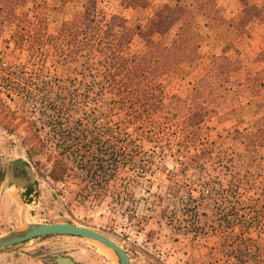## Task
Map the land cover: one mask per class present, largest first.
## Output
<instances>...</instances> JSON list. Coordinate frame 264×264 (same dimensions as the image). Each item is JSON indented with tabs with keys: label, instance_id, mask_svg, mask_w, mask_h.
Instances as JSON below:
<instances>
[{
	"label": "rangeland",
	"instance_id": "obj_1",
	"mask_svg": "<svg viewBox=\"0 0 264 264\" xmlns=\"http://www.w3.org/2000/svg\"><path fill=\"white\" fill-rule=\"evenodd\" d=\"M261 4L7 1L0 12V235L64 221L108 236L130 264H221L257 254L264 264V18L253 16ZM164 5L193 13L172 52L192 49L195 59L164 73L153 63L129 80L130 58L157 48ZM112 16L122 20L108 36L114 85L104 90L96 39L92 68L81 56L89 45L71 52ZM175 29L164 33L163 46ZM206 74L212 84L233 80L214 102L199 82ZM175 97L188 101L182 113ZM186 134L194 139L186 143ZM13 159L25 162L16 181L7 165ZM52 253L75 264H116L97 242L63 234L6 246L0 264H55Z\"/></svg>",
	"mask_w": 264,
	"mask_h": 264
},
{
	"label": "trees",
	"instance_id": "obj_2",
	"mask_svg": "<svg viewBox=\"0 0 264 264\" xmlns=\"http://www.w3.org/2000/svg\"><path fill=\"white\" fill-rule=\"evenodd\" d=\"M7 1L10 0H0V12H2V10L6 7L7 5ZM8 13V12H6ZM193 13L190 12L189 9L183 10V11H179L177 9H174L172 6L170 5H164V11L162 14H160V18H159V22L156 25L154 31L155 33L158 34V38H157V48L154 49L153 51H147L144 52L139 58L135 59V57L130 58V62H133V64H131L132 66H134V71L132 72H127V74L130 76L129 80L131 79H135L136 77L139 76V74L141 72H143L146 68L150 67L152 68V64L154 63L155 65L153 66L154 68L158 69V72L160 73H164L170 66L172 65H176L179 62H186L188 64L192 63L193 59H195V51L190 49V50H185L183 52V54L181 56H177L172 52V48L175 45V43L179 42L181 40V38L184 36L185 31L187 29V27L193 23ZM253 16L257 19H263L264 18V4H261L257 10L254 12ZM122 18L121 17H111L108 22L105 23V28L101 29L96 27V29H94V31L96 32H92L89 35H87L86 37H84V39L82 40V44L81 47L74 49L73 52L71 53H81L82 48L85 47L84 45H89V49L87 50V53L84 52L83 54H81V56L85 59V62H83V66L87 67V69L92 68L93 65L95 64H103L101 65L103 67V70H97L98 71V75L101 79L100 81V89H106V88H111L113 87V82H111L110 80V68H109V64L111 62V57H110V50L108 47V36L110 34L111 31H114L112 26H114V23H119V21H121ZM124 23V22H122ZM176 28L175 32L172 35V39L170 41V43L167 46H163L162 44V36H164V33L166 31H168L170 28ZM122 29H124L126 32L127 28H125V26H121ZM124 32L122 34V36L124 35ZM116 34V33H115ZM117 36V35H116ZM95 40L94 45L96 46V51L100 54V56L102 58H100L95 64L91 63V64H87V58H88V53H90V49L92 47V42ZM104 42V43H103ZM86 56V57H85ZM122 70H125V64L121 65L120 67ZM232 81L233 80H228L226 82L223 83H216V84H212L211 82H209L207 74L203 75L202 77L199 78V82H201V84L205 87V91L207 92L206 97L208 98L209 102H214V100L217 97H220L222 95V91L223 90H227L229 88V86L232 85ZM239 83V81H237ZM129 83H132V81H129ZM113 89V88H112ZM208 94H211V96L209 97ZM205 97V98H206ZM190 100H192L193 102H196L195 99L197 98H192L191 95H189ZM203 102H205L204 97H202ZM198 100V99H197ZM163 106H165V108L167 107L168 104H162ZM178 111L182 113L181 109L188 107V101L187 99H182L179 97H175L174 98V104ZM153 106V105H151ZM174 106V107H175ZM144 111V110H143ZM147 111V110H146ZM145 111V112H146ZM152 112V111H151ZM137 116H140V114H135ZM182 129V128H180ZM192 130L194 131V128H192ZM193 131H188L189 134L193 133ZM193 138L188 137V134H186L185 136V142L188 143L191 142ZM61 164L59 163L57 165V168L59 169V172L54 173L52 175V177L54 179H57L59 177V175L62 172V169L60 168ZM57 169V170H58ZM262 256L260 254H257L256 256L253 257V259L251 261L247 260V259H243V257H229L226 259L225 262H222L221 264H262L260 263Z\"/></svg>",
	"mask_w": 264,
	"mask_h": 264
},
{
	"label": "water",
	"instance_id": "obj_3",
	"mask_svg": "<svg viewBox=\"0 0 264 264\" xmlns=\"http://www.w3.org/2000/svg\"><path fill=\"white\" fill-rule=\"evenodd\" d=\"M11 164L17 166L20 160H11ZM66 234L90 239L104 246L113 254L116 264H130L128 256L123 248L108 236L91 228L72 222H30L23 228L13 229L0 235V250L6 246L27 240L36 236ZM55 264H75L70 257L52 253Z\"/></svg>",
	"mask_w": 264,
	"mask_h": 264
},
{
	"label": "flooded vegetation",
	"instance_id": "obj_4",
	"mask_svg": "<svg viewBox=\"0 0 264 264\" xmlns=\"http://www.w3.org/2000/svg\"><path fill=\"white\" fill-rule=\"evenodd\" d=\"M13 160H16V159H13ZM18 160H20V162H21V165H18L17 164V166H15V165H13V164H11L10 163V161L11 160H9L8 161V166L11 168V170H10V172H11V177L13 178V180H19L18 179V177H22V175L24 174V172H25V162L23 161V160H21V159H18ZM2 175H3V173L2 172H0ZM29 190H30V188L28 187V185L26 184V183H24L23 184V191L24 192H29ZM58 222V221H57ZM61 222H64V221H61ZM52 235H54V234H52ZM63 235H66V234H63ZM44 236H47V235H44ZM36 237H40V236H36ZM32 238H34V237H32ZM29 239H31V238H29ZM29 239H27V240H29ZM27 240H24V241H27ZM21 242H23V241H21ZM18 243H20V242H18ZM15 244H17V243H15ZM13 245V244H12ZM10 246V245H9Z\"/></svg>",
	"mask_w": 264,
	"mask_h": 264
},
{
	"label": "bare ground",
	"instance_id": "obj_5",
	"mask_svg": "<svg viewBox=\"0 0 264 264\" xmlns=\"http://www.w3.org/2000/svg\"><path fill=\"white\" fill-rule=\"evenodd\" d=\"M18 165H21V164H18Z\"/></svg>",
	"mask_w": 264,
	"mask_h": 264
}]
</instances>
